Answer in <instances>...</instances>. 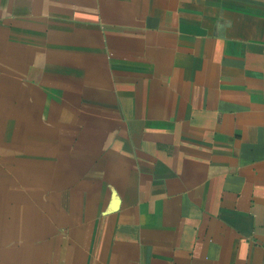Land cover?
I'll return each instance as SVG.
<instances>
[{"label":"crops","instance_id":"0c3cea01","mask_svg":"<svg viewBox=\"0 0 264 264\" xmlns=\"http://www.w3.org/2000/svg\"><path fill=\"white\" fill-rule=\"evenodd\" d=\"M0 264H264V0H0Z\"/></svg>","mask_w":264,"mask_h":264}]
</instances>
